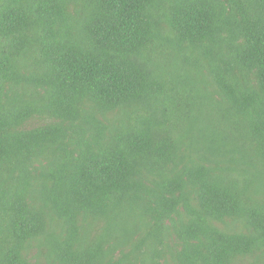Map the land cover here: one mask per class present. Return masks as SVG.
<instances>
[{
    "label": "trees",
    "instance_id": "16d2710c",
    "mask_svg": "<svg viewBox=\"0 0 264 264\" xmlns=\"http://www.w3.org/2000/svg\"><path fill=\"white\" fill-rule=\"evenodd\" d=\"M0 264H264V0H0Z\"/></svg>",
    "mask_w": 264,
    "mask_h": 264
}]
</instances>
